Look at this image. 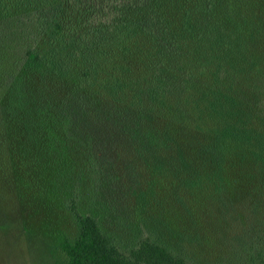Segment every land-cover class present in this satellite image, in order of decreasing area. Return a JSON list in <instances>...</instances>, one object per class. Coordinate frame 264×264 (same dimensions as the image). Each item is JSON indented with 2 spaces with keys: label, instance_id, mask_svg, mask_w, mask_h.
<instances>
[{
  "label": "trees",
  "instance_id": "1",
  "mask_svg": "<svg viewBox=\"0 0 264 264\" xmlns=\"http://www.w3.org/2000/svg\"><path fill=\"white\" fill-rule=\"evenodd\" d=\"M263 67L264 0H0V181L70 217L58 264H264L252 220L242 263L150 221L183 195L199 254L200 200L231 217L230 160L264 163L241 82Z\"/></svg>",
  "mask_w": 264,
  "mask_h": 264
},
{
  "label": "rangeland",
  "instance_id": "2",
  "mask_svg": "<svg viewBox=\"0 0 264 264\" xmlns=\"http://www.w3.org/2000/svg\"><path fill=\"white\" fill-rule=\"evenodd\" d=\"M263 71L264 67L260 72L263 74ZM260 74L249 72L248 77L241 81L244 85V92L247 93L248 101L246 103L250 102V105L256 98L260 100V96L264 95V77L257 78ZM252 107L256 116L260 119L264 117V104H254ZM238 156L243 157L244 160L239 162L238 158H232L230 160V174L237 179L243 178L248 185L244 186L241 182L239 189L243 192H238L239 194H234V196L225 195V193L221 195L222 198L227 197L231 201L229 207L231 217H227L225 223L219 215V200L216 197H213V200L208 203L204 198L200 200V208H205L203 220L208 227L201 225V228L198 227L199 229H197L200 231V237L202 238L203 234L208 240L205 242L204 237L202 238L200 243L202 252L198 248L199 254L194 248L193 241L186 238L184 240L191 223L187 220L183 195H180L183 202L173 199L168 209L169 214H159V212L165 213V211H161V205L152 211L150 221L152 219L160 225L163 222H165L164 225H173L183 235L182 240L179 236L172 235L174 240L183 241V248L189 250L198 259L202 258L208 261L221 259L231 262H238L239 259L242 263L247 255L250 239L249 235L243 233V229L251 220L250 226L255 233H258L260 240L262 239L264 243V163L257 161L260 158H257L255 153H242ZM252 180L255 182L252 183ZM24 193L23 195L21 191L20 195L12 182L0 181V264L61 263L63 256L59 243L64 238L72 239L75 236L74 223L62 209H57L53 203H48L43 197L40 198L38 193H34V191L33 194ZM110 200L111 198H109ZM193 201L199 200H190L187 201V204L197 210L198 207L194 206L195 202ZM87 203L89 201L85 204ZM216 216L221 221H217ZM107 223L112 226L108 219ZM121 228L128 229L126 227ZM198 230L196 231L198 232ZM176 238L178 239L176 240ZM239 238L241 239L240 242L238 241ZM231 256L237 258L231 259Z\"/></svg>",
  "mask_w": 264,
  "mask_h": 264
}]
</instances>
